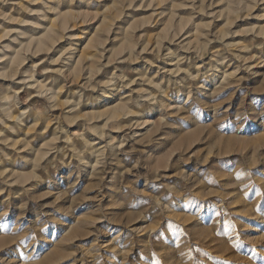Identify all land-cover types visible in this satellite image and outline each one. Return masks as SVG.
Here are the masks:
<instances>
[{"label": "rangeland", "instance_id": "374dc122", "mask_svg": "<svg viewBox=\"0 0 264 264\" xmlns=\"http://www.w3.org/2000/svg\"><path fill=\"white\" fill-rule=\"evenodd\" d=\"M0 111V264H264V0H0Z\"/></svg>", "mask_w": 264, "mask_h": 264}, {"label": "bare ground", "instance_id": "6f19581e", "mask_svg": "<svg viewBox=\"0 0 264 264\" xmlns=\"http://www.w3.org/2000/svg\"><path fill=\"white\" fill-rule=\"evenodd\" d=\"M211 68H213V67H211ZM3 106H1V108H2ZM3 109V108H2ZM1 112V111H0Z\"/></svg>", "mask_w": 264, "mask_h": 264}, {"label": "snow or ice", "instance_id": "6c2138e0", "mask_svg": "<svg viewBox=\"0 0 264 264\" xmlns=\"http://www.w3.org/2000/svg\"><path fill=\"white\" fill-rule=\"evenodd\" d=\"M178 227V226H177ZM195 227V226H194Z\"/></svg>", "mask_w": 264, "mask_h": 264}]
</instances>
